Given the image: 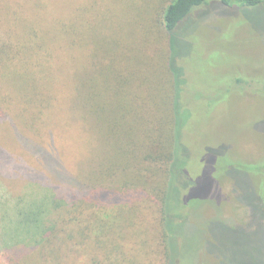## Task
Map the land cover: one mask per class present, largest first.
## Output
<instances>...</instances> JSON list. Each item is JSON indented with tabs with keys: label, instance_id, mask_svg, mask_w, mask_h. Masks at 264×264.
<instances>
[{
	"label": "rangeland",
	"instance_id": "obj_1",
	"mask_svg": "<svg viewBox=\"0 0 264 264\" xmlns=\"http://www.w3.org/2000/svg\"><path fill=\"white\" fill-rule=\"evenodd\" d=\"M84 1L0 0V34L10 30L16 41L36 16L42 29L52 28ZM66 47L58 39V100L41 128H27L13 104H2L10 115L0 118V203L7 216L0 210V232L7 228L0 233V264H264V0L246 6L208 0L175 35L173 53L189 82L225 98L192 105L181 127L164 235L151 207L146 217L107 221L95 235L58 238L49 246L18 221L16 208L44 206L47 188L78 192V167L93 151L66 89L78 63ZM236 76L258 78L262 88L225 91Z\"/></svg>",
	"mask_w": 264,
	"mask_h": 264
},
{
	"label": "trees",
	"instance_id": "obj_2",
	"mask_svg": "<svg viewBox=\"0 0 264 264\" xmlns=\"http://www.w3.org/2000/svg\"><path fill=\"white\" fill-rule=\"evenodd\" d=\"M223 1L229 6L262 2ZM207 3L86 0L52 28L42 29L36 16L16 41L10 30L0 34V118L10 115L2 105L9 101L29 129L41 128L58 100V39L67 43L78 61L66 89L93 150L78 167V192L50 194L47 188L41 199L44 206L29 203L15 210L22 226L33 227L41 235L42 246L77 234L95 235L94 229H103L107 221L146 217L150 207L155 224L166 234L161 224L170 219L167 205L175 161L183 148L181 127L192 105L225 98L219 90L207 95L191 84L172 48L181 25ZM18 19L15 12L11 25ZM241 77L236 76L225 91L235 85L262 88L258 78ZM35 148L33 152L40 151ZM184 171L187 176V168ZM135 195L141 201L127 207ZM4 205L0 203L3 220Z\"/></svg>",
	"mask_w": 264,
	"mask_h": 264
}]
</instances>
